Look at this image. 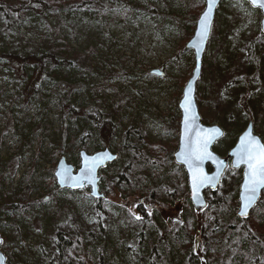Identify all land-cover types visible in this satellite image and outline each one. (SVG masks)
<instances>
[{
  "label": "trees",
  "instance_id": "trees-1",
  "mask_svg": "<svg viewBox=\"0 0 264 264\" xmlns=\"http://www.w3.org/2000/svg\"><path fill=\"white\" fill-rule=\"evenodd\" d=\"M130 1L115 0L111 12L121 18L134 15V7L130 5ZM186 1L189 6L185 7L186 13L183 15L193 23L204 5L201 0ZM85 4L86 0H0V65L20 78L19 82L29 86L26 91L21 92L25 98V107H28L33 96L45 97L43 92L47 91L48 78L71 82L75 81L74 78L79 79L84 88L80 84L75 87L69 82L71 87L67 91L62 89L66 92L62 100L64 115L68 122H75V126L71 132L64 131V144L53 152L54 157L64 156L74 165V158L79 151L93 154L108 148L118 155V160L101 170L102 181L119 191L123 198L136 197L142 202L138 204L137 215L110 204L106 199L92 202L89 211L91 223L88 224L76 213L74 198L80 194L69 191L60 193L61 191L56 190L54 180H49L55 191L52 198L59 202L58 196L65 197L59 202L60 215L44 233L45 244L37 246L35 253L29 255L26 262L16 261L14 264H115L116 250L120 246L124 257L130 258V264H202V260L204 264H264V193L258 206L260 212L257 214L258 211L255 210L248 220L238 219L237 194L241 181L239 171H226L216 196L210 198L205 211L198 215L189 201L183 169L174 164L167 147L147 141L145 125L138 124L124 129L119 149L114 150L113 142L118 132L122 131V113L126 107V95L108 83L117 74L113 71L105 74L99 84L92 76L95 71L93 50L78 53L64 43L61 45L57 42L64 18L60 6L69 10L81 8ZM98 10L106 14L108 9L99 5ZM48 19L53 22L48 24ZM38 21L48 24L47 29L52 34L50 40L40 38L41 32L34 26ZM26 23L30 24V30L21 34L20 30ZM213 26L212 35L217 38L219 28L217 24ZM180 31L185 38L177 52L183 51L191 38L184 27H180ZM29 34L35 36L31 38L28 37ZM220 44L222 50L225 43L222 41ZM238 56L240 54L236 55ZM217 57V53L213 55L212 66L202 62L203 73L198 85L200 87L202 80L208 76L209 98L204 99L200 88L196 94L202 122L206 125L217 120L209 113L208 104L205 103L224 96L225 83L232 76L230 70L224 73L215 71ZM192 59L193 56L191 62ZM257 76L256 73L255 78ZM85 77L89 79L87 83L83 79ZM245 79L248 84L254 80L248 77ZM111 90L116 91L115 97L108 96ZM75 92L81 93L74 97ZM249 93V90H243L241 94V101L245 105ZM223 106L224 104L218 106L219 116ZM245 113L247 119L253 122L254 133L264 143V138L258 133L260 129L264 131V106L248 107ZM171 117L174 119L173 115ZM243 125L244 122H236L234 135H225L223 142L227 141L232 147ZM163 128L176 136L179 133L178 121L173 129L167 123H163ZM175 147L177 144L173 145ZM53 165L55 167V161ZM99 188L103 192L104 183ZM177 203L180 214L177 222L173 223L165 219L163 213L166 208L174 207ZM32 205L28 196L22 195L12 201L6 199L3 203L0 202V211H11L14 221H17L15 210L18 209L19 216H28ZM136 216L141 219L136 220ZM112 225L120 230V240L116 245L111 244L108 239V229ZM196 235L203 241V255L200 258L193 255L191 249V240ZM2 250L7 255L9 264L11 257L4 245Z\"/></svg>",
  "mask_w": 264,
  "mask_h": 264
},
{
  "label": "rangeland",
  "instance_id": "rangeland-1",
  "mask_svg": "<svg viewBox=\"0 0 264 264\" xmlns=\"http://www.w3.org/2000/svg\"><path fill=\"white\" fill-rule=\"evenodd\" d=\"M86 1L87 4L81 8L66 10L65 6H60L64 18L57 42L61 45L64 43L78 53L92 49V61L95 65L92 76L99 84L105 74L112 71L117 74L115 78L109 79L108 83L126 95V107L122 113V131L118 132L113 142L114 150L119 149L118 144L124 129L142 124L146 128L147 141L167 147L172 156L177 148H173V145L178 146V135L164 131L163 123L173 129L178 121L179 127L178 103L187 80L182 82L190 77L194 67L190 50L184 48L183 51L177 52L185 38L180 27L188 30L186 32L191 37L195 29L196 21L191 23L183 15L186 13L185 7L189 6L188 2L131 0L134 15L121 18L111 12L115 0ZM99 5L108 9L106 14L98 10ZM260 19V12L244 2H224L217 10L214 22L218 25L219 36L213 37V28L203 57V61L212 66V57L217 53L215 71L224 73L230 70L232 73L231 80L225 83L224 96L221 95L212 102H204L208 104L209 113L217 120L209 125L220 126L227 137L234 135L236 122H244L240 133L244 130L249 121L245 113L248 107L264 106V35L260 32ZM47 22L49 24L53 21L48 19ZM48 24L38 21L34 25L38 32H41V39L50 40L52 37L47 29ZM28 30L30 24L26 23L20 33L26 34ZM29 36L33 38L35 35ZM222 41L225 45L220 50ZM238 54L240 56L236 57ZM3 63L5 64L4 61ZM154 71L161 72L163 76L154 75ZM256 73L258 76L255 78ZM247 77L255 79L248 84L245 83ZM83 79L86 83L89 81L86 77ZM19 80L20 78L11 74L7 67L0 65V202L3 203L6 199L12 201L23 195L28 196L30 204H33L28 216H19L18 209L15 210L17 221H14L11 211H0L2 247L4 245L10 254L9 264L16 261L26 262L29 255L35 253L37 246L44 245V233L60 215L59 202L65 197L60 195L59 202L55 201L52 198L55 191L49 181L54 180L53 161L57 164L60 158H55L53 152L64 144V131L71 132L75 126V122H68L62 109V100L66 95L62 89L67 91V88L71 87V81L48 78L47 91L43 92L45 97L33 96L28 107H25V98L21 92L26 91L29 86ZM74 80L71 82L73 86H82L79 79ZM199 88L202 89L204 99H208V76L202 80L200 87L197 85V90ZM243 90L250 91L246 96L247 106L241 101ZM79 93L81 92H75L74 97ZM115 95L114 90L108 92L110 97ZM221 104H224V109L219 116L217 112ZM258 133L264 138L263 130L260 129ZM223 141L213 147V151L220 157H225L231 149L227 141ZM73 162L75 166L71 162L68 163L77 169L78 154ZM100 176L102 178L101 172ZM101 183H104V191H100L105 194L107 202L137 215V207L142 200L136 197L123 198L119 191L114 190L104 180H101ZM56 190L60 192L57 187ZM216 193L212 196L211 192L206 191V200L215 197ZM77 194L80 195L74 198L77 204L76 213L81 220L89 224L91 203L95 201L89 197L87 189ZM173 206L164 210L163 217L176 223L180 214V210H177L179 203ZM65 219L68 220V217L65 216ZM108 239L113 245L119 242L120 230L116 225L108 229ZM191 243L193 255L202 257V238L196 235ZM116 253L115 264H130V258L124 257L121 246L117 247ZM5 256L7 257L6 254ZM204 263L202 260V264Z\"/></svg>",
  "mask_w": 264,
  "mask_h": 264
},
{
  "label": "water",
  "instance_id": "water-1",
  "mask_svg": "<svg viewBox=\"0 0 264 264\" xmlns=\"http://www.w3.org/2000/svg\"><path fill=\"white\" fill-rule=\"evenodd\" d=\"M204 4V8L198 18L196 19L195 22V29L193 32L192 37L189 39V41L185 44V49L190 50L193 54V59H194V67L192 69L191 75L187 82L185 83L183 87V92L180 98V101L178 103V110L180 112V120H179V133H178V146L176 151L172 154V159L175 165L181 167L186 175V181H187V188H188V196H189V201L193 207V210L200 215L207 207V201L205 198V192L206 191H211L212 193H215L218 190V187L220 185L221 179L223 178L225 171L227 170L228 166L230 167L231 170L234 171H242V178H241V183L239 185V193H238V211L236 213V217L240 220H247L250 217L251 212L253 209L256 207L260 200L261 193L264 191V189H260L259 192L257 193V198L255 203L247 209V214L246 215H241L240 212L242 210L243 204V183H244V175L246 172V167L241 164L239 167H234V164L236 162V156L233 155V152L237 150L239 143H240V138L244 135L246 131L251 129V134L255 136L262 144V140L260 139L259 136L255 135L254 129H253V122L249 121L245 129L238 135L236 138V142L234 146L228 151L226 157H220L218 154H216L213 151V147L220 142L224 137H225V132L224 130L218 126V125H206L202 122L201 114L199 111V107L196 101V92H197V84L200 80V77L202 75V62H203V57L205 55L206 49L208 42L210 40V36L212 33V28L213 24L215 22V17L218 8L223 2L226 1H241L245 2L249 5L250 8L254 10H258L261 14V19H260V32L262 35H264V9H261L259 7L254 6L252 3L249 2V0H216L213 10L211 12V27L209 31V35L207 40L204 42L203 45V50L200 52L199 56V61L197 62V57H196V50L195 48L190 47L192 44L193 40L195 39L196 31L198 29V21L203 14V12L207 8V0H201ZM199 67V71L197 72L196 69ZM154 75L156 76H163L161 72L154 71ZM191 83L192 85V91L190 93L191 99H192V104L193 108L192 111L196 115V126L192 128L191 131H186L185 130V125H184V111L180 107V104L182 103L184 99V94L185 90L188 87V85ZM217 128L219 129L223 135L217 136L216 139L208 145L207 151L211 153L212 158L206 159L203 161L201 165V171L203 175L207 177H215L217 175L218 171V164L219 162H223V168L221 170V174L219 176V179L217 181H213L212 183H208L205 186L201 187L198 191V196L193 195V177L192 174L188 168V166L183 163V159L180 155H178L181 152L182 147H186L190 142L192 143L193 147H195V141L198 138H201L205 135H207V130ZM105 154H107L108 157H112L111 159L106 158ZM79 157V167L76 169L72 164H69L67 159L64 156H61L56 164L55 171H54V180H55V185L60 191H69V192H79L83 191L85 189H88L89 191V197L93 199L94 201H102L105 200V195L100 191V183H101V176H100V171L107 167L108 165L114 164L118 160V155L110 151L108 148H105L101 151H98L93 154H88L87 152L81 150L78 153ZM93 158H99L97 161V167L94 169V173L92 174V181L89 182V177H88V166L93 162ZM229 162V164H228ZM57 172L61 173V176H57ZM65 177H70L71 179H65ZM73 180H77L78 183L74 184ZM0 241L3 243V239L0 235ZM0 243V258H2V264L7 263V258L5 254L1 250V245Z\"/></svg>",
  "mask_w": 264,
  "mask_h": 264
},
{
  "label": "snow or ice",
  "instance_id": "snow-or-ice-1",
  "mask_svg": "<svg viewBox=\"0 0 264 264\" xmlns=\"http://www.w3.org/2000/svg\"><path fill=\"white\" fill-rule=\"evenodd\" d=\"M216 0H207V8L201 15L198 21V29L196 31L195 39L193 40L190 47L195 48L197 62L199 61L200 52L203 50L204 42L207 40L210 27H211V12L213 10ZM254 6L264 9V0H249ZM196 71H199L197 67ZM192 91L191 83L185 90L184 99L180 104V107L184 111V125L186 131H191L193 127L196 126V115L192 111L193 104L190 93ZM207 135L198 138L194 143L193 147L190 142L186 147H182L181 152L178 154L182 157L183 163H185L193 177V195L198 196V191L201 187L208 183L217 181L221 174L223 168V162H219L218 171L215 177H207L203 175L201 171V165L206 159H214L210 152L207 151L208 145L212 143L217 136L223 135V133L217 129L213 128L207 130ZM236 156V162L234 167H239L243 164L246 167V172L244 175L243 183V200H242V210L240 214L246 215L247 209L250 208L256 201L257 193L260 189H264V144H262L255 136L251 134V129L244 133L240 138V143L233 152ZM106 158L111 159L105 154ZM99 158H93V162L88 166V177L89 182L92 181V174L94 173L95 167H97V161ZM58 177L61 176L60 172L56 174ZM65 179H71L70 177H65ZM73 183H78L77 180H73ZM136 220H140V216L135 217ZM2 243V241H0ZM0 264H2V258H0Z\"/></svg>",
  "mask_w": 264,
  "mask_h": 264
},
{
  "label": "flooded vegetation",
  "instance_id": "flooded-vegetation-1",
  "mask_svg": "<svg viewBox=\"0 0 264 264\" xmlns=\"http://www.w3.org/2000/svg\"><path fill=\"white\" fill-rule=\"evenodd\" d=\"M228 164H229V162H228ZM228 170H231L230 169V167L228 166ZM233 171V170H232ZM239 171H241V170H239ZM241 178H242V171H241ZM223 179V178H222ZM240 185V184H239ZM238 193H239V189H238ZM263 193H264V191L261 193V196H260V200H259V202H258V204L256 205V207L254 208V210H253V212L252 213H254V211L258 208V205H259V203H260V201H261V198H262V195H263ZM211 195L213 196V195H215V193H211ZM237 200H238V194H237ZM237 209H238V205H237ZM260 212V210L257 212V214ZM251 213V214H252Z\"/></svg>",
  "mask_w": 264,
  "mask_h": 264
},
{
  "label": "bare ground",
  "instance_id": "bare-ground-1",
  "mask_svg": "<svg viewBox=\"0 0 264 264\" xmlns=\"http://www.w3.org/2000/svg\"><path fill=\"white\" fill-rule=\"evenodd\" d=\"M8 78V77H7ZM101 232V231H100ZM262 248V247H261ZM192 253V252H191ZM264 257V256H263Z\"/></svg>",
  "mask_w": 264,
  "mask_h": 264
}]
</instances>
